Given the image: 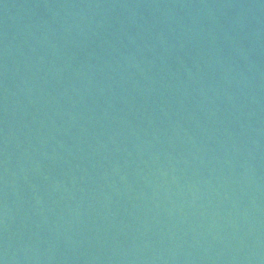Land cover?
I'll use <instances>...</instances> for the list:
<instances>
[{"label":"water","instance_id":"1","mask_svg":"<svg viewBox=\"0 0 264 264\" xmlns=\"http://www.w3.org/2000/svg\"><path fill=\"white\" fill-rule=\"evenodd\" d=\"M0 264H264V0H0Z\"/></svg>","mask_w":264,"mask_h":264}]
</instances>
